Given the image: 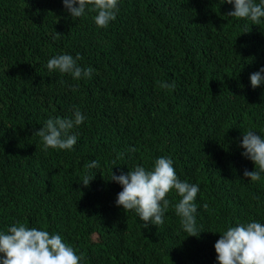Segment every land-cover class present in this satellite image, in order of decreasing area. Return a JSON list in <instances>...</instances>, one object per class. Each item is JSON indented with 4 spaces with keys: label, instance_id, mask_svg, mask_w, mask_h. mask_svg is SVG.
I'll use <instances>...</instances> for the list:
<instances>
[{
    "label": "trees",
    "instance_id": "obj_1",
    "mask_svg": "<svg viewBox=\"0 0 264 264\" xmlns=\"http://www.w3.org/2000/svg\"><path fill=\"white\" fill-rule=\"evenodd\" d=\"M117 7L99 27L93 5L76 18L63 0H0V233L22 224L58 234L79 264H217L228 228L264 225V172L243 176L259 169L239 146L247 131L264 138V84H250L264 67V17H228L225 0ZM61 54L93 73L49 70ZM77 108L86 118L69 132L73 148L45 149L34 132ZM160 157L199 186V237L184 231L175 189L157 226L116 205L111 172L151 171ZM93 160L99 167H86Z\"/></svg>",
    "mask_w": 264,
    "mask_h": 264
},
{
    "label": "clouds",
    "instance_id": "obj_2",
    "mask_svg": "<svg viewBox=\"0 0 264 264\" xmlns=\"http://www.w3.org/2000/svg\"><path fill=\"white\" fill-rule=\"evenodd\" d=\"M225 2L234 5V10L226 14L228 17L248 18L254 23L264 17V0L260 4L254 3V0ZM63 5L69 15L76 18L85 14L87 5H93V10L97 11L95 23L99 27H107L110 21L115 20L118 11V0H63ZM79 59L78 55L73 58L70 54H61L49 59L47 68L69 73L74 79L90 77L94 69L81 68L77 63ZM250 84L253 88L264 84V67L250 75ZM161 87L174 88L175 85L162 82ZM85 118L77 108L71 118H50L34 133L42 138L45 149H72L77 136L69 132ZM239 146L244 149L242 155L259 169L244 170L243 176L251 181H259L261 172H264V138L253 131H247L242 134ZM86 167L98 168L99 163L93 160ZM92 179L86 176L82 184L88 186ZM110 180L122 186V191L117 194L116 205L122 206L124 211L135 210L145 228L149 223L157 226L164 222V209L169 204L165 197L170 190L175 189L182 197L175 205L182 227L188 236L199 237L202 231L197 229L194 216L197 211L194 200L199 186L180 181L171 159L158 158L151 171L137 166L127 174L117 176L111 172ZM214 249L217 264H264V225L253 221L230 227L220 235ZM0 254V264H79L81 258L62 242L60 235H50L36 228L29 229L22 224L11 226L7 234L0 233Z\"/></svg>",
    "mask_w": 264,
    "mask_h": 264
}]
</instances>
